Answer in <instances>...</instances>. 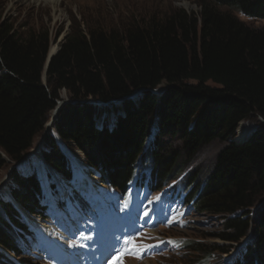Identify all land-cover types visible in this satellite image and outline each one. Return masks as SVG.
<instances>
[{"label": "trees", "instance_id": "16d2710c", "mask_svg": "<svg viewBox=\"0 0 264 264\" xmlns=\"http://www.w3.org/2000/svg\"><path fill=\"white\" fill-rule=\"evenodd\" d=\"M197 2L199 14L176 7L122 30L71 25L48 67L51 33L21 37L0 17V167L7 158L23 161L33 149L63 86L78 102L111 103L150 91L125 100L113 127L106 120L97 124L103 111L94 105L72 103L61 109L54 129L101 173L102 182L121 190L137 171L145 176L148 169V183L161 191L202 148L226 143L205 180L199 169L188 174L185 202L199 213L223 217L225 229L218 236L223 241L239 244L249 235L238 264H264V203L253 212L264 195V125L235 141L242 122L264 121V25H248L232 12L263 21L264 0ZM154 129L157 136L149 144ZM164 138L179 146L167 147ZM45 144V161L69 176L68 161L51 134ZM40 194L34 175L18 178L12 189L27 211L44 215ZM0 203V248L20 254L15 226L24 225L12 203ZM183 243L195 253L194 264H207L214 252L232 248ZM0 264L14 262L0 250Z\"/></svg>", "mask_w": 264, "mask_h": 264}, {"label": "rangeland", "instance_id": "374dc122", "mask_svg": "<svg viewBox=\"0 0 264 264\" xmlns=\"http://www.w3.org/2000/svg\"><path fill=\"white\" fill-rule=\"evenodd\" d=\"M176 7L182 8L191 14H199L201 12L197 0H61V4L57 11H54L53 6L47 3L38 5L28 2L27 0H0V17L3 23L7 22L13 31L21 37H25L32 32L37 33L42 30L48 31L52 35V46L50 51L52 52V50H54V53L57 54L59 53L62 43H64L67 36L70 34L71 25H74L75 28L77 25L80 26V23H83V28L91 27L105 30H122L125 26L135 22L137 23L141 19L168 14ZM232 12L248 25L253 27L264 25V21L247 18L236 10ZM77 76L78 73L74 72L73 77L75 78ZM53 79L54 82H57V78ZM44 80L46 81V74L44 75ZM58 102L64 104L55 114L53 111L48 115L44 131L37 136L33 149L23 160L26 161L28 158L27 161L20 165L22 161L14 164L7 158L5 166L0 167V200L3 202L10 203L9 192L17 187L18 178L21 180L22 178L33 175L31 168H36L31 165L32 162L38 170L39 167L37 165L39 164L43 171H47V174L49 169L51 173L54 172L64 181L66 180L63 173L57 171L56 168L41 159L36 162V160H34L36 156L32 155L36 150L40 152L41 156L44 155V151L47 148L45 144L46 139L50 134L54 137L58 148L61 149L65 160L68 161V158L72 160V158L76 156V161L77 159L78 161L81 160L83 164H85L84 166H87L85 163V156L73 145L63 143L54 132V125L62 111L61 109L67 104L76 103L78 101L72 99L71 90L63 86L59 92ZM82 102H91L97 109L103 111L98 115L96 122L98 125L102 126L106 120L110 125L109 127L115 125L117 117L120 114L118 110L123 106V104L114 106V108L111 107L112 105L100 106L97 105V103L102 102L93 98L82 100L78 103ZM243 125L248 129L249 137L250 133L254 132L255 127L262 126L264 123L261 118H255L243 122ZM239 129L235 141L239 140ZM152 132L153 133L149 137V144L154 141L157 136L155 129L152 130ZM245 139L247 140L248 138ZM163 141H165V145L169 148H176L179 146V142L172 141L168 138H164ZM225 146L226 143L217 140L202 148L190 162L186 163L176 180L172 181L161 193H155L151 196V204L148 205L150 206V212L146 219V226L140 233L131 229L128 235L130 240L133 241L131 244L132 246L136 241V249L129 254V252H127L129 250V244L122 241L121 250L124 251L123 255L118 259L119 262L122 261L123 264H194L193 262L190 263V261L195 260V253H193L190 248H185L183 241L196 240L199 243H205L211 246L232 247L229 253L214 252L211 254L207 264H238V261L242 257L241 254L246 244L249 242V235L239 244L231 245L218 237L225 229V220L222 216H215L211 213H199L191 206H188V208L186 207V213L184 215L181 213L176 217L172 212L169 213L168 211V203L173 198L182 201V197L178 194L168 192L169 188L175 182L184 184L188 174L195 169H199L200 179L205 180L206 176L211 174L216 164L215 160L218 152ZM48 149L49 148H47V150ZM73 170L75 171L74 168ZM66 182L68 183V181ZM71 190L72 188L68 191ZM7 191L8 196L5 195ZM44 195L46 196L45 191ZM263 203L264 195L259 199L253 212H256L258 207ZM3 209L0 203V212L2 214ZM180 217L181 219L179 220ZM115 239H117V237L110 240L114 241ZM175 241L182 242V245L174 243ZM117 244H119V242H117ZM14 260L16 262L21 261L20 258Z\"/></svg>", "mask_w": 264, "mask_h": 264}, {"label": "bare ground", "instance_id": "6f19581e", "mask_svg": "<svg viewBox=\"0 0 264 264\" xmlns=\"http://www.w3.org/2000/svg\"><path fill=\"white\" fill-rule=\"evenodd\" d=\"M28 2H31V3H34V4H38V5H41L42 3H47L51 6H53V9L54 11H57L58 8H59V5L61 4V0H27ZM52 52L54 53V50H52ZM241 127V128H240ZM240 128V129H239ZM239 140H236L237 142H243L245 141V138H247L248 136V129H246V127L241 124L239 126ZM238 132V130H237ZM252 132V131H251ZM252 133H250L251 135ZM249 135V136H250ZM35 154V159L36 162L37 161H40V156L41 154L38 152V150H36L34 152ZM72 158V157H71ZM76 159V156H74L72 158V160L70 158H68V166L69 168H74L75 169V173H74V178L73 180L71 181L72 182V185L76 186V187H80L81 190H83L84 192L87 193V195L91 196L92 197V200L93 201H96V204H100V207H101V202H102V198L99 197V194L97 192V187L96 185H93L92 184V181L95 180L96 176H92L91 173H90V170L88 168H86L87 166H84L85 164H83V162L81 160L77 161L75 160ZM71 160V162H70ZM32 165V163H31ZM33 166H35V164H33ZM39 167V172H35L37 175L39 174V178H40V182L44 188V191L46 193H49L50 192V186L49 184H55L57 183V185L60 187V192H64L66 191V189L69 187L68 184H65L64 183V180L59 176L57 175L56 173L52 172L51 173V170H48V174H47V171H43L42 170V167H40V165L38 164L37 165ZM30 168V167H28ZM37 168V167H35ZM55 182V183H53ZM71 185V184H69ZM6 196H8V191L5 193ZM60 196V195H58ZM58 199H55V202H57ZM22 213H23V217H24V221L30 225H33L34 227H38V221H37V218L30 214L29 212H26V210L22 209ZM52 253L54 255H57L54 250L52 251ZM58 256V255H57ZM58 259V257H57Z\"/></svg>", "mask_w": 264, "mask_h": 264}, {"label": "water", "instance_id": "95a60500", "mask_svg": "<svg viewBox=\"0 0 264 264\" xmlns=\"http://www.w3.org/2000/svg\"><path fill=\"white\" fill-rule=\"evenodd\" d=\"M56 54L55 53H53V52H51L50 51V55H49V59H48V63H47V67H48V65H49V63L51 62V60H52V58L55 56ZM158 91H160V92H165L166 91V89H164V88H160ZM146 92H150V91H147V90H139V92H136L134 95H132V96H130V97H127V98H125V99H121V101H115V102H111V103H104V102H102V103H97V105H100V106H102V105H112V106H118V105H121V104H123L124 103V101L125 100H133V99H136V98H138V97H140V95H142V94H144V93H146ZM152 92V91H151ZM154 92H156V91H154ZM75 103V102H74ZM87 103H89V104H91V102H82V103H75V104H87ZM64 104V103H63ZM63 104H61V103H59V102H57V107H56V109H55V111H54V114L56 113V111L57 110H59L62 106H63ZM56 119V118H55ZM261 120H262V122L264 123V121H263V119L261 118ZM241 124H243V123H241ZM257 127H255L254 128V130L256 129ZM39 152V151H38ZM40 153V152H39ZM35 153L33 152L32 153V155H34ZM31 155V156H32ZM30 156V157H31ZM28 159V158H27ZM27 159H26V161H27ZM26 161H22L21 163H20V165H22V164H24ZM262 206V205H261ZM261 206H259V207H261ZM258 207V208H259Z\"/></svg>", "mask_w": 264, "mask_h": 264}, {"label": "snow or ice", "instance_id": "6c2138e0", "mask_svg": "<svg viewBox=\"0 0 264 264\" xmlns=\"http://www.w3.org/2000/svg\"><path fill=\"white\" fill-rule=\"evenodd\" d=\"M126 243H128L129 245H131V244L133 243V241L129 240V241H127ZM71 246H82V245H71ZM123 251H124V250H118V251L115 253V255H116V256H119V255H121V253H122ZM109 264H110V262H109ZM119 264H123V262L120 261Z\"/></svg>", "mask_w": 264, "mask_h": 264}, {"label": "clouds", "instance_id": "9594fccd", "mask_svg": "<svg viewBox=\"0 0 264 264\" xmlns=\"http://www.w3.org/2000/svg\"><path fill=\"white\" fill-rule=\"evenodd\" d=\"M246 17V16H245ZM248 18V17H247ZM264 21V20H263ZM243 123V122H242Z\"/></svg>", "mask_w": 264, "mask_h": 264}]
</instances>
